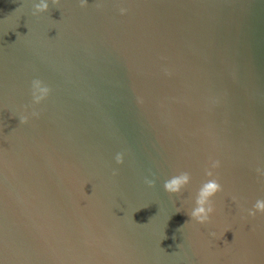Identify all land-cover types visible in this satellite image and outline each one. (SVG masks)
<instances>
[{"label":"water","instance_id":"1","mask_svg":"<svg viewBox=\"0 0 264 264\" xmlns=\"http://www.w3.org/2000/svg\"><path fill=\"white\" fill-rule=\"evenodd\" d=\"M96 2L0 0V264H264V0ZM210 157L216 212L184 225Z\"/></svg>","mask_w":264,"mask_h":264},{"label":"clouds","instance_id":"2","mask_svg":"<svg viewBox=\"0 0 264 264\" xmlns=\"http://www.w3.org/2000/svg\"><path fill=\"white\" fill-rule=\"evenodd\" d=\"M59 8L60 0H33L32 3V12L33 16L49 12V6ZM78 6L81 9L87 8L89 6L88 0H78ZM102 0H97L94 4V7L97 10L103 8ZM118 12L121 16L126 15L128 9L126 7L120 6ZM165 75H171L168 69H164ZM51 89L46 85L41 79L34 78L31 80L29 85V94L31 97L30 105L25 106V113L28 109H31L30 115L33 118L39 116V112L36 111V108L41 105L50 95ZM22 113L19 115V124L24 125L29 122V114ZM124 152H118L114 161L117 166L124 163ZM221 166V162L218 159L209 158L204 167V176L206 177L205 181L200 185L199 189L196 192L194 198V206L190 212H187L186 215L189 217L188 221L184 225L194 223L196 225L204 226L211 223V217L215 214L216 209L214 206V198L217 194L223 192V186L220 183L218 175H216V170ZM256 173L264 177V168L257 167L255 169ZM113 175H116L114 170ZM151 178L145 177L143 183L148 188H154L156 186V177L153 174H150ZM192 181L191 173L188 171H180L176 174H173L168 179H166L162 185L163 191L168 194L169 197H182L184 191L188 188ZM84 189V188H83ZM85 194V193H84ZM86 195V194H85ZM88 196V195H86ZM232 201L236 202V197H232ZM246 212L248 218H255L257 215H264V197H261L255 201L251 208L242 210ZM179 213V209L177 210ZM183 225V226H184ZM182 226V227H183ZM227 232V231H226ZM210 237L214 240H218L221 237L217 236L216 232H210ZM224 235V233H223ZM179 247V245L177 246Z\"/></svg>","mask_w":264,"mask_h":264}]
</instances>
